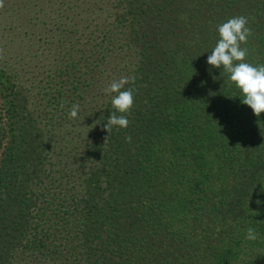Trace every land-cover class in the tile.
<instances>
[{"label": "trees", "instance_id": "16d2710c", "mask_svg": "<svg viewBox=\"0 0 264 264\" xmlns=\"http://www.w3.org/2000/svg\"><path fill=\"white\" fill-rule=\"evenodd\" d=\"M236 16L264 65V0H60L0 53V264H264V113L207 64Z\"/></svg>", "mask_w": 264, "mask_h": 264}, {"label": "clouds", "instance_id": "9594fccd", "mask_svg": "<svg viewBox=\"0 0 264 264\" xmlns=\"http://www.w3.org/2000/svg\"><path fill=\"white\" fill-rule=\"evenodd\" d=\"M3 7L4 0H0V8ZM247 25L246 16H236L219 25V39L207 57V64L217 69L223 67L229 74L230 81L240 90L243 96L242 103L250 107L253 114L259 117L261 113H264V65L253 66L246 62L248 50L242 48L241 44H246L248 37L252 34ZM130 83L134 84L135 79L121 77L113 80L104 90L106 94H112L111 104L115 109L104 124V130L108 133L113 127L126 129L129 125L127 114L131 113L134 105V90L131 87L126 88ZM60 107L63 108L64 104L61 103ZM78 112L79 104H74L69 111V118L76 119ZM106 140L107 137L105 142ZM127 140L131 142V137ZM257 238L256 230L249 227L246 239L256 240Z\"/></svg>", "mask_w": 264, "mask_h": 264}, {"label": "rangeland", "instance_id": "374dc122", "mask_svg": "<svg viewBox=\"0 0 264 264\" xmlns=\"http://www.w3.org/2000/svg\"><path fill=\"white\" fill-rule=\"evenodd\" d=\"M57 1L60 0H4L0 8V53L30 57L33 32L41 31L34 19Z\"/></svg>", "mask_w": 264, "mask_h": 264}]
</instances>
